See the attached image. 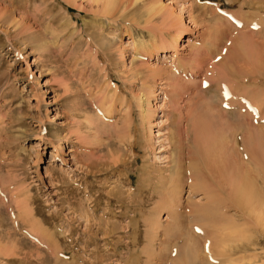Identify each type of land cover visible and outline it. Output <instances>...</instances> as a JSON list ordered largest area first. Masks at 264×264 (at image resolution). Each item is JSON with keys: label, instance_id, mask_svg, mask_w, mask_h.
I'll list each match as a JSON object with an SVG mask.
<instances>
[{"label": "rangeland", "instance_id": "rangeland-1", "mask_svg": "<svg viewBox=\"0 0 264 264\" xmlns=\"http://www.w3.org/2000/svg\"><path fill=\"white\" fill-rule=\"evenodd\" d=\"M107 2L0 0V264H174L175 256L163 258L170 246L161 232L146 240L144 220L157 211L164 227L172 222L158 205L176 155L179 212L205 203L190 195L186 174L195 146L190 112L211 77L210 51L245 36L263 47L264 0H118L109 10ZM139 186L148 201L125 210L123 197ZM106 221L118 229L102 230ZM260 228L231 264H264Z\"/></svg>", "mask_w": 264, "mask_h": 264}, {"label": "bare ground", "instance_id": "bare-ground-1", "mask_svg": "<svg viewBox=\"0 0 264 264\" xmlns=\"http://www.w3.org/2000/svg\"><path fill=\"white\" fill-rule=\"evenodd\" d=\"M117 1L108 0L107 9H111V5ZM192 10L188 11L191 22L193 21L191 19ZM206 10L208 9L206 8ZM198 17L199 15L196 18ZM179 24L176 23L174 25L177 26ZM171 27H173V24L172 26L168 25L166 28L168 30L166 32L168 36L167 41L170 45L174 41L173 38V41L171 39V36L173 37V33L170 31ZM183 38L180 34L179 39L175 40L176 42L173 44V49L175 47L177 50V45ZM244 38L237 37L239 40L235 39L237 41H233V48L230 45V47L225 45L226 49L223 47L224 42L223 46L220 44V39V42L217 43L222 47H216L213 51L209 52L210 58L214 61V66L212 65L213 68L211 67V77L201 85V107L193 109L192 113L190 112L194 119V124L191 127L195 141L193 144L195 146L192 149L193 151L191 150L192 154L190 153V166L187 165L186 174L189 176L190 181L188 182H194L190 186V195L201 193L205 203H201V205L196 203L192 209L187 208L188 210L185 212H179V200L177 197L179 198L181 186L183 187L182 177L184 172H181L182 166L176 160V155L175 160L170 159L169 165L171 169L167 170L169 175L172 176L167 177V179L161 178L165 181L164 189L166 193L164 194V200L161 201V205H158L160 208L166 210L168 216L172 218L171 224L164 227L157 219V211H150L151 209L147 208L150 213L144 220V225L147 228L145 234L147 239H145L150 242L157 232H161L165 237L162 244L165 247L170 246V248L166 249L165 255L163 254V258L166 260L168 256H175L174 264H231L234 259H238L236 256L242 254L243 257L244 254L251 250L253 244L252 238H254L252 237L253 232L259 226H261L260 232L257 233L261 234L259 236H263L262 238H264V126L256 125L259 122V116L262 113L264 114V57L262 56L263 53H258L259 50L260 52L264 50V43L261 50L260 47V49L257 48L258 45L254 47L256 45L248 39L249 37ZM259 38H262V36ZM260 41L264 42V39ZM228 48L231 49L228 50ZM256 48L259 50L257 51ZM224 51L227 53H224ZM151 72L154 76H160L162 70H152ZM164 74L166 73L164 72ZM175 151L177 152V150ZM157 159L159 160V158ZM89 166H92L91 163ZM137 188L136 192L139 193L137 195L134 194L135 192H128L126 197H123L126 192L117 191L116 193L120 198L123 197V202L127 204V208L125 209L127 211L130 208L133 209V207L136 209H140L139 207H141L143 209L142 206H145V203L149 199L141 203L143 199L141 190L143 187L139 186ZM157 190L154 192V188L153 190L149 189L147 195L151 197ZM86 197L91 198L87 194ZM89 201L91 200H87V202ZM94 202L96 204L97 199ZM159 207L157 208L159 209ZM230 210L241 214L240 217H226L225 214ZM113 218L117 219L116 216H113ZM135 223L136 221L134 222L133 219H130L128 227L132 234L138 232V223ZM103 224V226L101 225V229H104L109 234L118 229L115 225L116 223L112 224L110 221H106ZM250 232H252V235H249ZM142 237L145 240L143 235ZM179 244H182L181 247ZM146 245L149 246V243ZM144 253L151 255L149 251H145ZM159 263L162 264L161 262Z\"/></svg>", "mask_w": 264, "mask_h": 264}]
</instances>
